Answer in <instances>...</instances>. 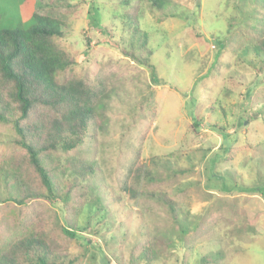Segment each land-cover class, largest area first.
Listing matches in <instances>:
<instances>
[{
	"label": "rangeland",
	"instance_id": "1",
	"mask_svg": "<svg viewBox=\"0 0 264 264\" xmlns=\"http://www.w3.org/2000/svg\"><path fill=\"white\" fill-rule=\"evenodd\" d=\"M256 1L166 0L160 11L136 1L157 82L121 52L141 40L125 27L121 14L128 8L117 0H72L52 8L50 15L65 23L60 43L77 56L67 74L94 87L104 120L93 140L59 153L75 166L92 165L95 174H81L84 184L96 186L108 211L93 216L95 209L85 210L78 218L80 226L89 222L91 244L71 243L69 254L80 255L76 264H100L99 249L113 263L126 264L132 245L148 243L169 224L165 208L147 197V179L134 174L137 161L162 180L156 192L188 209L190 216L180 221L189 234L207 209L213 217L217 213L190 253L176 241L154 264H181L183 253L187 264H264V65L253 48L255 38L264 37V0ZM242 2L244 12L236 14ZM37 10V0H0V27H27ZM230 18L239 19L235 31L241 28L246 41L228 30ZM150 98L153 105L141 108L142 99ZM225 135L233 152L223 150ZM11 140V132L0 127V158ZM191 164L195 173L180 185L163 181L168 172L187 171ZM125 180L145 196L129 199L122 191ZM0 194L5 196L3 189Z\"/></svg>",
	"mask_w": 264,
	"mask_h": 264
},
{
	"label": "trees",
	"instance_id": "2",
	"mask_svg": "<svg viewBox=\"0 0 264 264\" xmlns=\"http://www.w3.org/2000/svg\"><path fill=\"white\" fill-rule=\"evenodd\" d=\"M71 1L37 0L38 10L32 15L31 25L0 27V127L12 134L11 148L0 158V190L5 193L4 197L0 194V264H76L80 255L69 254L71 243L83 248L91 244L86 237L89 222L80 226L78 218L85 210L90 214L95 209L93 216L108 213L96 186L84 184L81 174H95L92 165L75 166L71 159L59 157V153L78 149L86 139L93 140L94 133L102 130L104 123L97 111L100 104L95 100L98 95L94 87L78 74H67L76 64L77 56L60 43L66 36L65 23L50 15L52 8L57 5L65 8ZM136 1L142 0H117L120 7L128 8L121 14L127 22L125 27L141 40L138 47L131 41L121 52L147 68L153 76L152 82H157L154 67L150 65L153 52L146 48L147 33L138 27L140 5ZM145 1L158 11L166 3V0ZM242 4L236 3V14H243ZM236 20L239 19L228 20L229 31L240 26ZM235 32L240 41L247 40L241 28ZM253 46L263 56L264 65L263 35L255 38ZM142 49L146 50V56L140 58L136 53ZM141 103V108L153 105L151 98L142 99ZM229 136L225 135L223 141L226 153L232 150L226 144ZM200 156L202 162L205 152ZM134 167V174L143 176L149 183L147 197L156 199L165 208L169 224L156 231L148 243L141 245L140 241L132 245L126 264H154L171 253L176 241H182L190 253L198 242L196 238L215 224L217 213L213 217L207 209L189 234L180 221L182 215L185 220L190 216L188 209L166 192H156L162 180L144 169L139 161ZM194 170L191 164L187 171L168 172L163 181L180 185ZM123 185L122 191L129 199L145 196L143 190L129 186L127 180ZM180 192L183 195L187 189ZM224 208L227 212L228 207ZM213 219L215 222L211 223ZM138 248L141 251L135 254ZM98 254L100 264H115L114 257L103 250L99 249ZM181 264H187L184 253Z\"/></svg>",
	"mask_w": 264,
	"mask_h": 264
}]
</instances>
